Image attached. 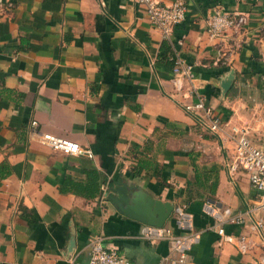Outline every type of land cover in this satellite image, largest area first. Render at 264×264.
Listing matches in <instances>:
<instances>
[{"label":"crops","instance_id":"1","mask_svg":"<svg viewBox=\"0 0 264 264\" xmlns=\"http://www.w3.org/2000/svg\"><path fill=\"white\" fill-rule=\"evenodd\" d=\"M184 1V18L166 40L133 0H0V264L84 261L93 235L134 264H155L169 242L145 239V223L106 200L111 180L185 205L199 233L186 264H255L258 246L241 253L221 241L202 203L233 214L256 191L242 170L228 174L232 143L182 108L191 96L175 88L159 48L166 40L191 65L206 104L226 125L245 124L250 141L264 147V0ZM216 8L245 21L209 37L206 18ZM37 130L73 139L92 156L54 150ZM90 168L100 192L85 197L71 181L84 183ZM196 172L205 185L216 178L212 198L196 197L205 186L186 185ZM165 221L173 224L172 213ZM222 224L258 240L245 226Z\"/></svg>","mask_w":264,"mask_h":264},{"label":"built area","instance_id":"2","mask_svg":"<svg viewBox=\"0 0 264 264\" xmlns=\"http://www.w3.org/2000/svg\"><path fill=\"white\" fill-rule=\"evenodd\" d=\"M144 8L149 22L159 30L162 38L169 40L173 26L180 22L185 15L184 0H172L169 3H159L157 0H133ZM245 21L243 14H233L216 8L206 18V31L209 37H216L230 29L239 28ZM171 65L172 82L176 89L185 90L191 96L190 100L181 103L182 108L194 115H198L205 127L212 133L232 143V153L227 162V172L234 175L239 169L247 177L249 185L256 191L253 200L243 210L233 214L227 208L217 207L209 199L202 203V210L216 218L214 227L221 241L234 242L241 253L248 252L257 245L259 252L255 264H264V147L255 145L248 137V127L245 124L226 125L219 115L206 104L205 97L200 93L192 81L191 65L185 64L175 53ZM34 128L36 121L30 120ZM38 140L54 150L68 154H82L92 156L89 148L81 146L77 141L58 136L47 131H39ZM172 225L164 222L162 225L145 223L141 236L148 240L166 239L169 242V252L160 257L155 264H186L189 261V249L199 234L193 227L191 214L184 204L172 207ZM261 213V214H259ZM254 214L250 220L246 218ZM251 217V216H250ZM222 222L245 226L251 233L258 236V240L250 237L247 231L236 234L226 233ZM177 229V232L174 231ZM87 259L77 260L74 256L68 258V264H134L130 259L119 254L114 248L106 247L100 235H93L87 242Z\"/></svg>","mask_w":264,"mask_h":264},{"label":"water","instance_id":"3","mask_svg":"<svg viewBox=\"0 0 264 264\" xmlns=\"http://www.w3.org/2000/svg\"><path fill=\"white\" fill-rule=\"evenodd\" d=\"M232 79L233 69L230 68L219 82L222 93L228 90ZM103 193L106 200L119 212L147 224L162 225L173 207L171 201L155 197L138 185L129 182L108 181ZM72 243L70 239L68 247H71Z\"/></svg>","mask_w":264,"mask_h":264},{"label":"trees","instance_id":"4","mask_svg":"<svg viewBox=\"0 0 264 264\" xmlns=\"http://www.w3.org/2000/svg\"><path fill=\"white\" fill-rule=\"evenodd\" d=\"M172 50L170 44L166 40H162L159 48V57L160 59H163L166 63L171 65L173 63V59L169 58L172 55ZM264 101V97H263ZM86 179L84 183L82 182H75L71 181L72 184H74V188L76 190H84V194H82L85 197H93L97 195L100 192L99 189V172L95 168H90L86 170ZM195 183V184H201L205 186V193L203 194H198L196 197H199L200 199L202 198H212L213 197V190L214 186L216 185V178L214 177L212 181L209 184H204L200 179H199V173L196 172L194 173V178L192 180H186V185L190 186V184ZM193 195L191 194V191H189L188 187V192L186 195L185 200H191Z\"/></svg>","mask_w":264,"mask_h":264}]
</instances>
